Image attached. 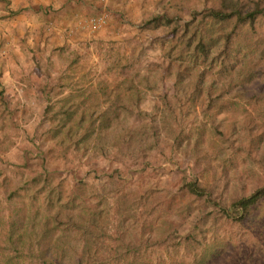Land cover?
Masks as SVG:
<instances>
[{
	"label": "rangeland",
	"instance_id": "1",
	"mask_svg": "<svg viewBox=\"0 0 264 264\" xmlns=\"http://www.w3.org/2000/svg\"><path fill=\"white\" fill-rule=\"evenodd\" d=\"M176 1L156 0L145 18L177 12L186 19ZM182 1L191 8L212 2ZM109 3L88 14L110 13ZM39 9L35 17L44 19L47 9ZM17 12L0 0V262L18 251L19 264H127L131 243L140 249L128 264H264V196L239 220L219 208L264 181V23L233 43L222 63L210 59L209 47L206 61L192 64L176 56L179 43L167 55L174 38L165 27H142L145 18L125 29L115 24L105 38L89 31L46 55V37ZM21 43L18 58L13 48ZM31 47L40 51L33 65ZM45 81L68 83L64 92L103 86L105 101L91 94L74 118L117 106L94 131L85 115L84 127L72 125L73 139L86 135L76 157L66 137L57 142L49 132L55 123L43 113ZM42 166L48 181L38 188L43 174L32 177ZM185 176L218 205L188 193ZM73 179L79 185L65 207L71 222L53 226L49 214L65 205L44 193L59 182L62 200L74 192Z\"/></svg>",
	"mask_w": 264,
	"mask_h": 264
},
{
	"label": "trees",
	"instance_id": "2",
	"mask_svg": "<svg viewBox=\"0 0 264 264\" xmlns=\"http://www.w3.org/2000/svg\"><path fill=\"white\" fill-rule=\"evenodd\" d=\"M183 6L187 10V19L182 18L179 13L172 12L170 15L166 13H154L144 19L142 27L155 29L158 27H165L166 34L174 39L169 42V47L166 49V54L171 56L175 44L179 43L176 56L183 57V54L187 55V58L192 64H202L206 61L209 47H212L214 52L211 58L219 57L222 63L227 58L229 52L242 35H251L256 33L257 26L264 23V0H212L210 4H204L200 8H191L183 4L182 0H177L174 4ZM245 39V36H244ZM173 58H176L173 55ZM185 68V67H184ZM184 68L177 70V76L183 72ZM65 86L69 87L68 83H59L45 81L41 88V96L45 101L43 106V113L46 115L50 113L51 119L54 121L55 126L50 129V134L57 142H60L62 137H66L69 141L67 148L70 147L73 156L76 157V150L78 143L85 139V134H81L79 138L73 139L72 125L78 129V126H82L81 122L83 116H86V124L90 131L96 130V127L105 125L110 118V108H116V104L113 107L105 105L98 112L94 113V110L80 111L74 118V114L77 112V108L80 103L91 96L99 93L98 100L95 101L98 104L104 102L106 99V93L101 85H97L95 88L87 89L86 91L75 87L69 91L64 92ZM209 85L206 88V102L205 108L210 106L213 98L210 96ZM2 90L0 89V96ZM100 97V99H99ZM58 103L57 106H54ZM123 106L124 103H122ZM85 112V113H84ZM82 126V127H84ZM73 132H76L74 129ZM65 157V154H64ZM43 169L38 171L32 178L36 180L37 176L43 174V181L38 188H43L48 181L47 173ZM45 171V172H44ZM73 191L70 189L65 194V198L61 200L60 183L56 182L53 185H49L45 191V199L51 202V196L55 200L63 203L60 209L55 210L50 218L53 220V226L57 222H71V214L65 208L71 206L74 201V195L77 191L79 182L77 179H73ZM182 186L185 187L188 193L193 194L196 197H203L211 204H217L213 198L210 197L207 188L197 181L185 176L183 177ZM264 196V181L252 188L246 194H240L232 197L228 204L219 205L220 211L226 217L239 220L246 215L250 208H252L262 197ZM67 204V205H66ZM218 205V204H217ZM61 210V211H59ZM61 212V215H59ZM126 249L130 252L129 261L134 260L136 257L135 252L139 250L137 244L128 243ZM19 253L15 251L13 254L8 255L0 264H19Z\"/></svg>",
	"mask_w": 264,
	"mask_h": 264
},
{
	"label": "crops",
	"instance_id": "3",
	"mask_svg": "<svg viewBox=\"0 0 264 264\" xmlns=\"http://www.w3.org/2000/svg\"><path fill=\"white\" fill-rule=\"evenodd\" d=\"M10 1L14 4V6H16V9H19V12H17V14L21 13L23 14L21 15L23 17L28 16L27 19L29 20V22H31L32 25L38 26L36 27L37 31H41V34L39 36L46 37L45 46H43V48L39 46L43 50V53L46 55L51 53L52 49H54L53 47L58 44L64 42L73 44L72 41L74 40L78 41L80 39L86 38L89 31L87 30V26L84 23V19L89 15L88 13L93 10L96 4L100 3V0ZM155 1L156 0H153V2L152 0H110V13H108V18L110 16V22L95 30V34H98L100 37L105 38L106 36H101L100 34L110 33V27H115V24H118L123 29H125L128 27L126 23H133L135 22V20H139L140 18L144 19L150 13V6L154 4ZM37 8H42L43 11L47 9V13L44 19H42L41 17H35L39 15L38 13H40L41 10H37ZM34 21L40 23L37 24V22L35 23ZM43 21H45L44 25L42 23ZM129 27L134 28L135 26L133 24ZM135 29L136 28H134V30ZM87 38L89 37L87 36ZM38 41L39 40H37V42ZM41 43H43L42 40H40V44ZM22 51V43L20 47L16 46L13 48V52L15 54H18V58L23 55ZM38 53L40 54V51H37L36 48L31 47V55L28 59L31 65L35 63L36 57H38ZM14 67L15 69H22L21 63H17ZM17 83L20 82L17 80Z\"/></svg>",
	"mask_w": 264,
	"mask_h": 264
},
{
	"label": "built area",
	"instance_id": "4",
	"mask_svg": "<svg viewBox=\"0 0 264 264\" xmlns=\"http://www.w3.org/2000/svg\"><path fill=\"white\" fill-rule=\"evenodd\" d=\"M107 0H100L102 5H105ZM108 20V13L104 8H101L97 13L85 17L84 23L88 31H94L103 26Z\"/></svg>",
	"mask_w": 264,
	"mask_h": 264
},
{
	"label": "clouds",
	"instance_id": "5",
	"mask_svg": "<svg viewBox=\"0 0 264 264\" xmlns=\"http://www.w3.org/2000/svg\"><path fill=\"white\" fill-rule=\"evenodd\" d=\"M186 19H187V17H186Z\"/></svg>",
	"mask_w": 264,
	"mask_h": 264
}]
</instances>
